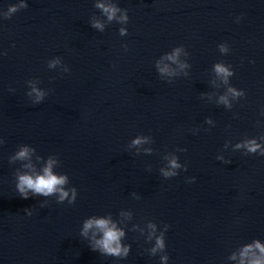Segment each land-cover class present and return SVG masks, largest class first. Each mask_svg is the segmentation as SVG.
<instances>
[{
    "label": "water",
    "instance_id": "95a60500",
    "mask_svg": "<svg viewBox=\"0 0 264 264\" xmlns=\"http://www.w3.org/2000/svg\"><path fill=\"white\" fill-rule=\"evenodd\" d=\"M19 2L0 0V264H161L149 221L170 225L168 264H238L233 251L264 241V156L234 147L264 139V0H104L126 10L127 23L109 20L97 0H27L4 18ZM179 45L188 66L166 60L175 72L160 73L156 61ZM217 62L233 70L227 83ZM32 78L50 90L39 104L26 95ZM229 86L246 93L229 94L230 107L218 102ZM138 135L147 142L132 145ZM23 143L36 148L34 162L58 159L74 204L19 195L25 161L10 157ZM173 155L188 168L166 178ZM92 215L125 229L127 257L90 248L91 233H80Z\"/></svg>",
    "mask_w": 264,
    "mask_h": 264
},
{
    "label": "clouds",
    "instance_id": "9594fccd",
    "mask_svg": "<svg viewBox=\"0 0 264 264\" xmlns=\"http://www.w3.org/2000/svg\"><path fill=\"white\" fill-rule=\"evenodd\" d=\"M28 6L27 0H20L18 4H10L6 11L3 12L4 18L11 17V14L19 10L20 8H26ZM97 8L103 10L107 15L109 20L117 19L121 22L127 23L129 17L126 10H121V8L114 3H105L104 0H97ZM117 13H120L117 16ZM240 17H237L239 21ZM92 26L96 28L103 29L104 25L99 21H93ZM120 34L126 35L127 28L121 27ZM124 49L127 50L128 45L125 43L123 45ZM221 52H227L229 50L228 44L226 42H221L218 44ZM181 52H184V45H179L174 47L171 51L165 53L156 61V67L158 71L162 74L167 73L172 75L175 69L171 68L169 64L165 61H171L177 65L179 68H186L188 65L186 62H182L179 57ZM187 55V52H185ZM61 57L56 56L47 61V66L49 68H54L56 65L61 64ZM254 62V61H253ZM214 70L218 75H222L225 83L228 82V77L233 75V70L225 65L224 63L217 62L214 65ZM70 67L67 64H63V72H69ZM27 84L30 85L26 95L32 98L33 104L41 103L45 97L49 94V91L37 86L38 80L36 78L28 79ZM10 91H15V89H10ZM229 94L232 98L244 97L246 95L243 88H236L229 86L227 92L219 97V103H223L226 106H231ZM260 115L264 116V107L260 110ZM206 122L211 123V119L206 117ZM259 123V121H258ZM148 137L143 135H138L132 139V145H140L147 142ZM4 143V138L0 137V144ZM227 147V145H225ZM237 149H244V154H258L264 156V139L257 138L255 136L248 137L242 141H238L235 146ZM146 152H151V149H145ZM179 151H187L186 148H180ZM36 153V148L33 145L23 143L20 144L15 151L14 155L10 157L12 161H25L22 164L23 171L17 170L16 172V191L22 198L27 199L30 196H56L57 202L63 203L67 200L68 204H74L78 195L77 188L69 185V175L67 172L56 171V165L58 164V159L54 155H49L46 159L43 156L36 155L35 162L33 161V155ZM222 159V158H221ZM230 163V161H225ZM187 163H181L176 155H173L168 161V167L162 168L161 171L166 178H171L179 175L178 170H187ZM190 182L195 181L196 177H187ZM133 196L139 198V194L136 192L132 193ZM46 202H41V207L45 206ZM25 213L27 215L33 214V209L31 207L25 208ZM121 215L131 216V212H121ZM170 225L165 223L163 230H157V224L155 222L149 221L147 224L148 239L154 240L151 247V253L155 255L157 252H161L160 256L161 264H168L169 254L166 251V233ZM143 231V230H142ZM89 233H91L89 246L94 251H99L101 254L106 256L115 257H127L130 250L131 244L123 242V237H125V229L119 226L118 221L114 220L111 215H92L84 219L81 228V235L88 238ZM230 259L235 260L238 264H264V241L260 239H255L251 242L243 244L238 251H233Z\"/></svg>",
    "mask_w": 264,
    "mask_h": 264
}]
</instances>
